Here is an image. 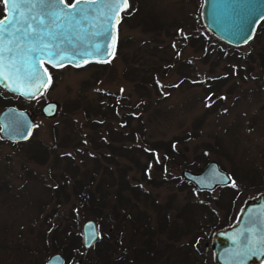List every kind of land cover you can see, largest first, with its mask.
<instances>
[{
    "label": "rangeland",
    "instance_id": "obj_1",
    "mask_svg": "<svg viewBox=\"0 0 264 264\" xmlns=\"http://www.w3.org/2000/svg\"><path fill=\"white\" fill-rule=\"evenodd\" d=\"M130 1V9L119 22L118 44L110 60L101 65L87 63L77 68L63 65L54 69L52 79L49 76L47 86L34 101L9 98L11 104L5 106V102L0 101V111L12 105L26 110L35 122L27 141L0 140V264H45L52 253L60 252L51 246L48 226L59 225L58 233H63L67 229L64 224H71V233L79 235L87 219H93L97 228L102 224L98 240L85 254L86 258L99 257L97 264L104 261L101 253L108 229L119 237L122 235L125 247L141 245L149 236L147 232H153L156 247L163 244L165 235L169 236L171 240L165 241L169 255L164 264H191L196 257L214 264L213 233L231 225L243 203L264 189V67L258 57L262 51L264 55V33L261 31L241 46L244 53L250 52L255 58L252 61L247 58L248 63L242 66L245 70L249 68V72L242 78L228 80L220 92H212L216 78L224 74V63L217 62L223 50L221 43L214 40L209 51L199 49L195 41L192 44L198 34L211 36L200 21L201 0ZM1 5L0 11L4 9L3 0H0ZM152 62L157 63L160 71L153 70ZM125 68L134 69L138 75L125 77ZM164 68H167L166 73L160 77L158 73ZM143 75H154L156 87L141 83L139 76ZM136 83L146 86L147 94L141 95ZM99 92L122 95L129 110L119 105L112 116L108 108L111 101L100 97ZM0 95L10 94L0 89ZM50 100L58 104V111L48 118L42 115L40 108ZM74 102H78L76 109ZM99 110L105 113V118L94 114ZM93 121L99 125L97 128L90 124ZM107 126L122 131V142L114 143H123L125 152L135 147L143 151L140 163L148 164L145 171L134 168L126 157L99 143L110 142ZM66 134L73 138L74 145L80 142L79 145L61 146L60 138ZM182 136L188 138L183 143L177 142L176 147L185 152L184 159L170 162L156 174L162 150L148 161L146 153L152 150V144ZM61 154H66L70 160L55 161V155ZM195 158L198 163L192 165L199 170L185 168V164ZM211 160L229 174L230 184H238L242 190L229 221L227 209L216 203L217 199H224V190L217 188L206 194L180 181L184 169L198 172ZM71 165L76 168L74 177L71 175L74 172L69 173L64 168L72 172ZM155 175L159 181L171 182L148 184ZM90 177L92 181L84 188L86 191L92 190L98 182L105 189H115L124 179L129 185H138L142 193L136 197L122 191L124 196L118 199L107 195L106 210L116 206L117 218L111 214L101 223L82 208L75 210L76 217L71 218L69 212L73 204L79 202L73 192V182L80 186ZM61 187L62 202L56 205V191L58 193ZM144 194L148 195L147 199ZM66 195L68 200L64 201ZM206 202L207 207H204ZM194 225L201 228L188 233V228ZM159 226H165L166 232L157 233ZM197 231L201 238L195 243L192 240L196 235L192 233ZM44 233L47 243H44ZM80 248L84 250L82 239ZM107 254H111V250ZM152 262L159 264L158 259Z\"/></svg>",
    "mask_w": 264,
    "mask_h": 264
},
{
    "label": "water",
    "instance_id": "obj_2",
    "mask_svg": "<svg viewBox=\"0 0 264 264\" xmlns=\"http://www.w3.org/2000/svg\"><path fill=\"white\" fill-rule=\"evenodd\" d=\"M3 5L5 15L1 19L8 16L13 21V27L0 39L3 51L0 87L30 100L38 97L49 82L44 63L55 67H80L89 62L108 61L115 53L117 27L129 2L124 7L121 0L118 10H113L110 0H100L88 11L87 18H78L71 27L67 24L57 27L60 22H53V18L45 14L40 6L29 11L28 5L24 4L19 8V15L13 18L11 0L7 5L3 0ZM50 10H55V6ZM111 16L115 19L109 20ZM199 17L209 35L232 47L245 46L264 20V0H201ZM25 21L34 30H29L31 34L28 38L23 36ZM16 28H21V32L17 33ZM94 45H100L99 52L95 51ZM56 46L66 50L64 59H49L48 53ZM73 52L84 55L68 58ZM57 111L55 101H46L41 106L42 115L48 118L55 116ZM34 126L35 122L26 110L11 105L0 111V137L8 142L27 141ZM181 175L199 191H213L231 182V177L214 160L209 161L201 171L184 169ZM81 231L83 247L89 249L97 239L95 221L85 220ZM211 247L214 264L264 263V192L246 200L235 221L213 233ZM207 249L208 243L205 244ZM45 264H65L64 257L54 252ZM73 264L83 263L75 260Z\"/></svg>",
    "mask_w": 264,
    "mask_h": 264
},
{
    "label": "trees",
    "instance_id": "obj_3",
    "mask_svg": "<svg viewBox=\"0 0 264 264\" xmlns=\"http://www.w3.org/2000/svg\"><path fill=\"white\" fill-rule=\"evenodd\" d=\"M199 7H200V3L198 5V10H199ZM0 9H2V5L0 6ZM124 15H123V17H124ZM263 23H264V20L260 23V25H259V27H258V29L256 31L257 36L261 33V31L264 33V29H263L264 25H263ZM254 37H256V36H254ZM213 40L216 41V43L217 42L221 43V46H222V50L223 51H221V53L218 54L217 62L222 61L224 63V65L222 67V69L224 71V74L223 75L221 74V75H219L216 78V82L212 86L210 91H212V92H220L221 88L227 83L228 80H232L235 77L242 78L244 73H248L249 72V68L247 70H245L246 68H243L242 66H244L245 64L248 63L247 58H250L251 61L254 60L255 58H254V55L250 54V52H248L247 54L244 53L242 51L241 47L229 46V45L221 42L220 40H218V39H216V38H214L212 36H210L208 38V36H204L203 34L202 35L198 34L197 37L195 38V40H192V44L195 41V42H197V45H198L199 49H203V50L205 49L206 51H209L211 41H213ZM263 47H264V45H263ZM262 52L260 54H258V57L260 58V61L263 64L262 66L264 67V55L262 54ZM207 55H208V52L205 53V57H207ZM89 64H91V65H101V64H104V63H102V62H91ZM155 64H157V63H153L152 62V64H151L153 70L160 71L159 70V66H157ZM44 65H45V67H46V69H47V71L49 73L50 79H52L51 72L54 69H57L58 67H54V66L48 65L46 63ZM247 67H248V65H247ZM166 70H167V68H164L162 70V72L158 73V74H161L160 77H163L165 75ZM157 71H155V72H157ZM135 74L138 75L137 71H135L134 69H129V68H125L124 69V76L125 77L133 78V77H135ZM153 76L154 75H152V76H150V75L149 76H146V75L139 76V80H141V83H147V84H150V85L156 87L155 82L153 81V79H154ZM141 83H136L135 87L138 88L139 91H141L140 92L141 95L147 94L148 88L146 86H141L142 85ZM99 93H100V97H105V99L111 101V103H110L111 106L110 107L108 106V108H109V112L113 113L112 116L116 113V109H117V107H119V105L122 108H124V109H128L129 108L128 102H126V100L124 99V97L122 95H120V94H110V93H105V92H99ZM9 98H19V99L23 100L24 102L28 101V100H25V99H23V98H21L19 96H15V95H12V94H10L9 96H1L0 95V101H4L5 102V104H3V106H5L6 104H11L10 103L11 99L9 100ZM34 100L35 99H32L31 101H34ZM77 107H78V102H74V108L76 109ZM94 112H96V111H94ZM96 113H94V114L95 115H99L101 118H105L106 117L105 113L104 112H100V110L97 111ZM127 113L129 115V111ZM85 116H86V114H85ZM90 124H92V126H94L93 128H97L99 126L94 121L91 122ZM106 129H107V134H108L107 136H108L110 142L104 144L101 141L99 143L102 144V145L107 146L108 148L111 149V151H113L114 153L118 154L119 156L126 157L131 162V164H133L134 168H142L145 171V169L148 167V164L147 163H145V164H141L140 163V157L143 154V151H138V149L135 147L134 149H131L129 151V153L125 152L124 149H123V147H124L123 143L122 144L121 143L120 144H115L117 142H122V140L124 138L122 131L121 130L111 129L109 126H107ZM55 136H56V133H55ZM185 138H188V137L185 136ZM185 138L183 136L182 137H175L174 139L168 140L166 142H157V143L152 144V150L148 151L146 153L147 157H148V161H151L153 159V157H155V153L159 149L162 150L160 163H158L156 165L157 166L156 174L159 171H161V170L163 171L165 168H167V165L170 162H173L174 160L178 161L181 158L184 159L186 154H185L184 151L179 150L176 147V143L177 142L178 143H183L186 140ZM0 140L3 141V139L1 137H0ZM79 143L80 142H78V144L74 145L73 144V138H71L67 134L63 135L60 138V145L63 146V147H65V146L67 147L69 145L70 146L74 145L76 147L77 145H79ZM100 144L94 145V147H98ZM43 153L46 154V151H44ZM75 153H77L76 150H75ZM60 158H64L66 160H70V158H68L66 156V154L55 155V161L59 160ZM193 163H195V165H196V163H198V159L195 158L194 160H191V163H189V164L186 163L185 164V168L192 169V170H199V168H197V167L195 168V166L192 165ZM130 167L131 166H128L127 169H130ZM64 168L69 173H73L74 172L73 174H71L73 177L76 175V173H75L76 168L74 166H72V169H73L72 172H70V170L66 166ZM124 172H126L125 168L123 169V174L125 175ZM61 175L63 176V174H61ZM143 175H144L143 177L146 178L145 172H143ZM158 178L159 177L155 175V177H152L147 182L150 185H159L161 183L171 182V180L159 181ZM65 180L67 181L68 179H65ZM65 180H64V182H65ZM91 181H92V178L90 177L89 181L87 183H81L80 186H77L76 184H74L76 181L73 182V192L75 193L76 198L79 200V202H77L76 204H73V208L69 212V214H70L69 217L75 218L76 214L74 213V211L79 209V208H82V209L86 210L87 212H89L92 215V217L100 219L101 223H102V218H104L106 216H109L111 214H113V216L115 218L118 217V212H117V210H115L116 206L113 205L108 210H106L107 209L106 205L108 204V202L106 200V196L107 195H111L112 197H117V199H118L120 196H124L122 194V191H129L131 194L135 195L136 197H138L142 193L140 191L138 185H129V183L127 181H125L124 179H121V181L118 182L119 184H118V186L115 189H109V188L105 189V188H103L101 186V182H98V184L92 190H88V191L84 190L86 185L87 186L90 185ZM180 181L184 185L186 184L188 186L193 187V185L191 183L185 181L182 178H181ZM64 186H67V184L65 183ZM56 188H59V187L57 186ZM220 189L224 190L226 192V194L223 195V196H225L223 200H221L219 198V199H217L216 203H217V205L220 208H226L227 209V215L226 216H227V221H229V220H231L233 218V215H234L236 207H237L236 201H237V198L239 197V195L242 193L241 192L242 190L240 189V186H238V184L237 185L229 184V185H227L225 187H220ZM57 190H59V191H58V193L56 191V196H57V198L55 200L56 205L57 204H61V202H62L61 199H60V194L62 193V187H61V189H57ZM204 193L210 194L211 191H204ZM143 197L145 199H147L148 195L144 194ZM66 200H68V195L65 196V200L64 201H66ZM188 204L190 205V204H195V203L188 202ZM202 204L203 203H200V205H202ZM203 205H204V207H207V202L204 203ZM56 211H57V207L55 208V212ZM224 223H226V222H224ZM64 225L67 228L65 230V232H63L64 234L61 231L58 233V229H59L58 226L59 225L55 226V224H51L50 226H48L49 227L48 228V232H51V234H50V238H51L50 242H51V246H52L53 250L55 251V249H57V251H60V252H62V254H64V256H65V264H71V262H73L76 259H79V260L83 261L84 264H97L99 262V260H100L99 257L98 258H96V257H92V258L88 257V258H86L85 254H87V251L86 250H83V251L81 250V248H80V239H82L81 234H79V235L76 234L77 235L76 236L75 234L71 233V231H72V229L70 228L71 224H64ZM115 226H116V224H115ZM100 227H102V224H100ZM196 228H201V226L194 225L191 228H188L187 232L191 233V231L193 229H196ZM146 232L147 231H145L144 233H146ZM147 233L149 234V236H148L149 238L144 240L141 245H138V246L137 245H132L134 247V254L136 255L137 258H139V254L141 255L142 252H144L145 249L149 248V244L152 241L153 232H147ZM197 233H199V234H197ZM192 235H196L194 237V239L192 240L195 243H196V240L198 241L201 238L200 237L201 234H200L199 231H197L195 234L192 233ZM45 236H46V234H45ZM107 238H108L107 239L108 242L107 243L104 242V245L102 247V250L104 248L106 250V252L104 251V253H103V251L101 250L102 251L101 254L103 256L102 258L104 259V261L101 264H117V259H118L117 255H116L117 254V250L119 249L121 243H123V242H122L121 238L118 236V234L115 235V233L113 235L112 234L108 235ZM110 241H112V243H110ZM47 242H48V238L46 236L45 239H44V243H47ZM194 242H193V245H194ZM102 244H103V242H102ZM47 246L48 245L46 244L44 247L47 248ZM108 250H111V254H107L106 255ZM75 251L76 252L80 251L83 254L81 256L80 255L78 256V255H76ZM136 262H145V261L144 260H139V261H135L134 263H136ZM191 264H207V263L205 261L198 260L197 257H196L195 260L194 259L192 260Z\"/></svg>",
    "mask_w": 264,
    "mask_h": 264
},
{
    "label": "snow or ice",
    "instance_id": "obj_4",
    "mask_svg": "<svg viewBox=\"0 0 264 264\" xmlns=\"http://www.w3.org/2000/svg\"><path fill=\"white\" fill-rule=\"evenodd\" d=\"M12 9H13V18L19 15V8L24 4H27L29 7V11H31L32 7L40 6L43 8V11L48 16L53 18V22L59 21L57 27L60 24H67L69 27L72 26L74 22L77 21L78 18H87L88 11L94 6V4L100 2V0H73V3H67V0H11ZM111 6L113 10H118L119 5L121 4V0H110ZM4 3L7 5L9 0H4ZM55 6V10L53 9ZM123 6H128V0H123ZM35 20V17H32ZM109 20L115 19L114 16L108 18ZM13 27V21L9 19L8 16H5L3 19H0V39H2L5 34L8 32V29ZM23 36L24 38H28L30 36V31L32 30V25L30 23H25L22 25ZM15 31L17 33L21 32V28H16ZM34 31V30H32ZM96 52H99L100 45L93 46ZM9 51H11L9 49ZM65 49L56 46L53 51L48 53L49 59H55L59 57L60 59H64L63 53ZM92 54V53H88ZM84 54L79 52H73L69 55L68 58H74L75 56H83ZM3 67V51L0 49V68Z\"/></svg>",
    "mask_w": 264,
    "mask_h": 264
},
{
    "label": "flooded vegetation",
    "instance_id": "obj_5",
    "mask_svg": "<svg viewBox=\"0 0 264 264\" xmlns=\"http://www.w3.org/2000/svg\"><path fill=\"white\" fill-rule=\"evenodd\" d=\"M71 2H73V0H67V3H69V4H71ZM128 2H129V7L125 10V11H123L122 12V14H121V18H122V16L130 9V4H131V1L130 0H128ZM5 15V10L3 9L2 11H0V19L3 17ZM118 26H119V24H118ZM117 44H118V28H117ZM46 68V67H45ZM263 177V176H262ZM264 178V177H263ZM263 178H261V179H263ZM261 192H264V189L262 190V191H260L259 193H261ZM258 193V194H259ZM105 219H107V218H102V220H105ZM108 219H110V220H112L111 218H108ZM96 224V223H95ZM113 225H115L114 223H113ZM99 227V226H98ZM81 228H82V226H81ZM100 228V233H101V230H102V228L101 227H99ZM99 228H97V225H96V229H97V239L95 240V242L98 240V236H99ZM115 228V227H114ZM156 228V227H155ZM154 228V230H155V232H156V229ZM111 230H112V228H110ZM166 227L165 226H159V232H157V233H160V234H162V232H166ZM113 231V230H112ZM135 231L137 232V230H136V228H135ZM107 235H113L114 234V232H110V230L108 229L107 230ZM81 237H82V231H81ZM143 235H145V233L143 232ZM106 236V234L103 232V237H105ZM120 237L122 238V235H120ZM172 237V236H171ZM149 238V237H148ZM147 238V239H148ZM104 239V242L105 243H107L108 241H107V237H105V238H103ZM170 239V237L168 236L167 238H166V235H165V238H164V242H163V244L162 243H159V246L158 247H156V242H154L153 241V237H152V241H151V243L149 244V248L148 249H145L144 250V252H142V254L140 255L139 254V258H137L136 257V255L134 254V247L133 246H126L125 247V245L123 244V243H121V245H120V247H119V249L117 250V257H118V259H117V264H153V262H152V260L154 259L155 260V263H156V260L158 259V262H159V264H164V263H166V260H167V256L169 255V252H167L168 250H169V246H168V243L167 242H165V241H167V240H169ZM145 240V239H144ZM171 240V239H170ZM95 242L93 243V244H95ZM134 244V243H133ZM137 246L139 245V244H136ZM93 246V245H92ZM91 246V247H92ZM90 247V248H91ZM89 248V249H90ZM89 249H84V250H89ZM103 251H105L106 252V250L103 248ZM213 252V251H212ZM59 253H61V252H59ZM62 254V253H61ZM62 256H63V254H62ZM64 257V256H63ZM141 258V259H140ZM139 260H144L145 262H136V263H134L135 261H139ZM64 261H65V257H64ZM75 261V260H74ZM81 261V260H80ZM83 264H84V262L83 261H81ZM147 262V263H146Z\"/></svg>",
    "mask_w": 264,
    "mask_h": 264
}]
</instances>
